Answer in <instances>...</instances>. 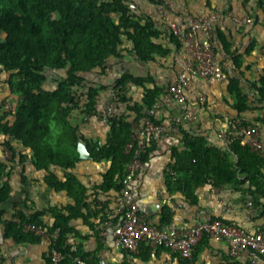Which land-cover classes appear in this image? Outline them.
I'll return each mask as SVG.
<instances>
[{"label": "trees", "instance_id": "16d2710c", "mask_svg": "<svg viewBox=\"0 0 264 264\" xmlns=\"http://www.w3.org/2000/svg\"><path fill=\"white\" fill-rule=\"evenodd\" d=\"M146 1L153 7L166 8L165 0ZM257 7L263 9L264 0H257ZM161 39L169 47L162 45ZM219 39L225 53L233 56L229 54V44L221 36ZM126 43L142 65L169 57L172 47H182L173 31L161 30L149 15H136L126 0H0V75H5L3 83L9 100L13 99L10 110L5 104L8 99L0 102V222L3 205L13 191L12 174L29 161L35 172L44 173L45 186L64 193L73 204L48 209L54 220L51 226L41 221L45 212L31 215L18 212L11 222H2L5 237L17 245L38 244L40 237L26 231L27 227L49 234L58 231L55 248L64 257L61 264H101L97 253L83 257L79 247L72 249L68 245L70 236L87 239L73 228L75 220L89 223L90 218L101 217L100 221H104L108 209V203H103L88 212L87 190L72 173L80 162L79 147L84 146L94 163L110 162L96 190L101 194L119 193L132 160V155L126 153L133 132L131 117L140 122L167 95L169 86L160 89L150 77L123 74L112 86H98L89 81L92 74H105L108 63L127 50ZM253 49L251 46L247 54ZM232 61V74L225 75L228 92L236 100L233 109L240 115L248 110L249 98L240 88L241 60L233 57ZM127 86L144 89L140 104L126 96ZM110 88H120L119 104L125 105L127 112L107 121L109 134L104 144L88 141L72 125L73 116L76 112L95 114L101 93ZM254 88L264 99V77L259 87ZM150 118L154 124L162 125ZM52 122L56 124L54 132ZM243 127H247L246 123ZM182 136L184 149L172 152L168 193H179L188 204L196 205V192L205 184L219 188L249 182L255 193L264 197V159L249 146L235 140L227 150H221L201 136L184 132ZM56 169L63 172V179L54 173ZM171 219L170 209L164 208L160 225H169ZM198 253L199 245L194 251V264ZM125 257L120 264H134L135 256L125 251ZM177 257L182 264H190ZM149 259L150 255L143 258ZM50 263L49 256L46 264ZM0 264H4L2 258Z\"/></svg>", "mask_w": 264, "mask_h": 264}, {"label": "crops", "instance_id": "0c3cea01", "mask_svg": "<svg viewBox=\"0 0 264 264\" xmlns=\"http://www.w3.org/2000/svg\"><path fill=\"white\" fill-rule=\"evenodd\" d=\"M136 15L146 14L152 17L161 30L172 31V26L184 29L188 18H206L213 13L223 14V19L213 27L211 34L200 33V43L210 48L216 63V73L208 79L195 76L188 77V90L185 93L184 104L173 97L164 95L153 111L147 113L168 129H174L166 136L149 144L143 167L138 176L130 183V191L138 205L140 215L148 222L162 229L175 228L185 231L192 227L198 216L210 214L215 220L228 222L248 233H256L264 229V197L255 193V188L249 182L215 187L205 184L196 192V205H190L179 193H168L166 184L170 170L172 152L182 151V132L198 135L218 149L227 150L231 142L240 140L242 146H248V141L240 135L243 123L254 126L258 130V141L264 146V99L254 86L259 87V81L264 77V8L257 7V0H165L166 8L151 6L146 0H126ZM250 18L251 25H242L234 19ZM219 36L229 44V54L224 51ZM162 45L169 47L167 42L160 40ZM251 46L254 49L247 54ZM130 44H125L127 50L119 59L108 63L104 75L92 74L89 81L98 86H112L123 74H132L140 78H152L160 89L170 86L187 63L188 57L181 47H172V53L167 58H157L146 65L140 64L130 53ZM171 48V47H170ZM241 60L240 82L242 92L248 96V110L238 114L233 107L236 100L228 92L226 73L232 74L234 64L232 58ZM126 96L133 103H141L143 88L127 86ZM113 89L101 93L97 104V112L93 115H81L76 112L72 125L79 128L80 135L86 140L104 144L109 134V126L104 113L111 102ZM187 110L191 119L184 118ZM127 112L125 105H116L115 117ZM134 122V116L131 117ZM235 127L237 131H235ZM84 148V146H81ZM85 149V148H84ZM1 156V151H0ZM5 156V154H4ZM110 167V162L94 163L88 156L80 159L72 171L77 180L87 190L86 203L89 213L108 203L104 221L100 218H90L89 223L77 219L73 228L81 237H69L68 245L80 248L83 257L96 254L101 264H120L125 257V250L115 243L113 232L120 223L118 218V193H99L96 188L102 183V175ZM60 178L64 174L60 169L54 170ZM44 173L35 172L29 161L24 168L18 166L12 174V194L3 205L4 216L0 222V258L4 264H46L50 256V246L46 239L40 237L38 244L17 245L12 239L5 237L2 222H11L18 212L31 215L45 212L41 221L51 226L54 222L50 208H65L73 202L64 193H56L42 183ZM96 199L98 201H96ZM168 207L172 213L169 225L161 226V215ZM87 213L85 212V215ZM44 231V230H43ZM48 233V232H47ZM199 245L196 264H264V260L252 251L244 249L236 257L230 256L231 245L225 241H216L203 237ZM197 245V246H198ZM150 259L144 261L143 258ZM135 256L134 264H182L177 254L171 253L162 246L154 248L142 244ZM51 260V259H50Z\"/></svg>", "mask_w": 264, "mask_h": 264}, {"label": "built area", "instance_id": "2783aa9c", "mask_svg": "<svg viewBox=\"0 0 264 264\" xmlns=\"http://www.w3.org/2000/svg\"><path fill=\"white\" fill-rule=\"evenodd\" d=\"M223 17L221 13H213L206 18H188L187 26L184 29L176 26L171 27L188 57L182 71L166 90L167 95L179 103L184 104L185 102L189 76L208 79L215 75L216 63L213 52L200 43L198 36L200 33L211 34L212 27ZM234 21L242 25L253 24V20L250 18L234 19ZM121 95L120 88L113 90L111 102L106 106L104 113L106 121L115 117L116 105L119 103ZM183 114L185 119H191L186 109ZM131 124L133 132L131 140L126 146V153L132 155V160L126 168V176L122 182L123 189L118 193L117 212L120 216V223L113 232L116 245L132 255H136L144 243L154 248L162 246L171 253L177 254L181 259L194 264L195 248L200 240L207 236L216 241L228 242L231 245V257H236L241 250L247 249L264 260V229L251 234L235 226L225 225L207 214L204 217L198 216L196 223L189 229L178 231L175 228L162 229L146 221L140 215L138 205L130 191V183L138 176L143 167V159L148 152L149 144L166 136L175 128L168 129L163 125L154 124L147 113L140 122H131ZM240 135L248 141L251 151L264 159V146L258 141L257 128L254 126L242 127ZM168 174H172V172L169 171ZM27 230H32L36 235L46 239L50 246V264H61L64 257L55 248L58 231L49 234L46 231L30 227Z\"/></svg>", "mask_w": 264, "mask_h": 264}, {"label": "rangeland", "instance_id": "374dc122", "mask_svg": "<svg viewBox=\"0 0 264 264\" xmlns=\"http://www.w3.org/2000/svg\"><path fill=\"white\" fill-rule=\"evenodd\" d=\"M5 75H0V102H3V101H6V109L7 110H10V102L12 99L9 100V95H8V92H7V89L3 83V81L5 80ZM51 128H52V131L54 132L55 129H56V124L55 122H52V125H51ZM5 156L8 157L9 156V153L8 152H5Z\"/></svg>", "mask_w": 264, "mask_h": 264}, {"label": "water", "instance_id": "95a60500", "mask_svg": "<svg viewBox=\"0 0 264 264\" xmlns=\"http://www.w3.org/2000/svg\"><path fill=\"white\" fill-rule=\"evenodd\" d=\"M78 151L80 153V159H85L87 157V153H86V150L84 148L79 147Z\"/></svg>", "mask_w": 264, "mask_h": 264}, {"label": "clouds", "instance_id": "9594fccd", "mask_svg": "<svg viewBox=\"0 0 264 264\" xmlns=\"http://www.w3.org/2000/svg\"><path fill=\"white\" fill-rule=\"evenodd\" d=\"M11 101H13V99H12ZM10 104H11V103H10Z\"/></svg>", "mask_w": 264, "mask_h": 264}]
</instances>
